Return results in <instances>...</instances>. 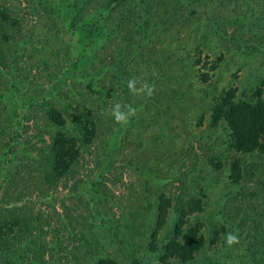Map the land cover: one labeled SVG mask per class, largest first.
Segmentation results:
<instances>
[{
    "label": "rangeland",
    "instance_id": "1",
    "mask_svg": "<svg viewBox=\"0 0 264 264\" xmlns=\"http://www.w3.org/2000/svg\"><path fill=\"white\" fill-rule=\"evenodd\" d=\"M231 88L264 99V0H0V264L159 263L198 198L204 246L173 264H264V152L214 117Z\"/></svg>",
    "mask_w": 264,
    "mask_h": 264
},
{
    "label": "trees",
    "instance_id": "2",
    "mask_svg": "<svg viewBox=\"0 0 264 264\" xmlns=\"http://www.w3.org/2000/svg\"><path fill=\"white\" fill-rule=\"evenodd\" d=\"M214 117L224 119L232 131L233 146L240 152H264V99L259 94L257 99L241 100L237 98L236 88L227 90L214 107ZM65 143L57 141V153L55 156V169L65 171L73 163L72 151L65 150ZM233 179L239 181L242 176L241 160L236 159L231 164ZM14 205V204H11ZM8 205L7 215H11L14 207ZM171 201L165 199L158 206L156 228L152 233L151 247L157 248L158 235L165 226ZM203 210L201 198L193 200V204L185 209L180 207L177 222L174 226L173 236L163 245L159 252L158 262L151 264H173L172 259H178L182 263L190 262L195 254L202 249L205 237L202 233V224L198 221L191 223L189 215ZM5 217H7L5 215ZM18 218V217H17ZM17 218L16 221L19 223ZM107 260H99L97 264H106ZM109 264H115L110 261ZM133 264H149L140 259H134Z\"/></svg>",
    "mask_w": 264,
    "mask_h": 264
},
{
    "label": "clouds",
    "instance_id": "3",
    "mask_svg": "<svg viewBox=\"0 0 264 264\" xmlns=\"http://www.w3.org/2000/svg\"><path fill=\"white\" fill-rule=\"evenodd\" d=\"M136 83L137 82L135 79H130L127 84L128 89L133 94L146 93L148 96L152 95V91H153L152 86L148 84H144L142 88H137ZM111 112L116 122L124 124L127 123L131 117L135 116L136 108L133 107L131 104L122 105L121 103L117 102L112 106ZM224 240H225V244L231 247L232 245L238 242L239 237L234 232H228L225 234Z\"/></svg>",
    "mask_w": 264,
    "mask_h": 264
}]
</instances>
